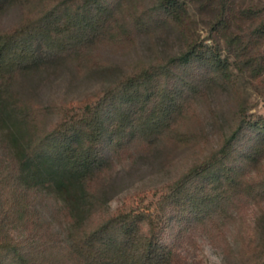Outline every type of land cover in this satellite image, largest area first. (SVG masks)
<instances>
[{
	"label": "trees",
	"instance_id": "16d2710c",
	"mask_svg": "<svg viewBox=\"0 0 264 264\" xmlns=\"http://www.w3.org/2000/svg\"><path fill=\"white\" fill-rule=\"evenodd\" d=\"M190 1L153 0L138 10L129 0H0V16L15 5L25 10L19 24L0 27V140L7 149L0 158V264H181L166 242L171 204L202 219L240 192L264 196V173L248 184L242 168L264 158V118H241L215 150L169 186L155 208L124 205L97 218L106 205L98 180L109 165L107 140L155 141L172 132L206 86L231 81L222 39L237 46L244 65L264 73V54L250 55L264 41V13L255 7L203 0L214 11L208 21L212 43L190 39L181 52L124 76L95 103L62 108L50 128H40L41 110L15 91L18 73L79 55L109 33L158 26L186 31ZM237 20L250 22L245 32L233 31ZM201 69L203 74L190 75ZM46 196L63 213V236L48 226L40 206ZM253 264H264V248Z\"/></svg>",
	"mask_w": 264,
	"mask_h": 264
},
{
	"label": "rangeland",
	"instance_id": "374dc122",
	"mask_svg": "<svg viewBox=\"0 0 264 264\" xmlns=\"http://www.w3.org/2000/svg\"><path fill=\"white\" fill-rule=\"evenodd\" d=\"M129 1L138 10L153 2ZM204 4L203 0L190 1L191 17L184 32L158 26L127 35L109 33L79 55L18 73L15 91L41 110L37 116L40 128H50L59 121L62 108L95 103L124 76L181 52L190 39L207 38L212 43L208 21L214 11ZM237 4L264 13V0H237ZM24 18L25 10L15 5L0 16V27L12 28ZM249 23L237 20L233 31L243 33ZM221 42L233 70L231 81L220 80L206 86L193 98L185 116L173 124L172 132L155 141L135 138L117 145L113 139L107 140L109 165L98 180L106 205L97 218L107 217L124 205L155 208L156 203L164 201L169 186L215 150L241 118H264V73L258 74L244 65L236 55L237 46H230L226 39ZM250 52L253 56L264 54V41L254 45ZM202 72L191 71L190 75L196 77ZM6 152L0 140V158ZM245 162L241 160V164ZM249 162L242 167L246 174L243 182L248 184L264 173V158ZM40 206L48 226L63 236L65 218L60 210L56 211L54 200L46 196ZM177 208L173 209L171 204L167 209L165 236L166 242L179 253L181 264H253L260 259L264 248V196L240 192L223 199L220 208L202 219L182 206Z\"/></svg>",
	"mask_w": 264,
	"mask_h": 264
}]
</instances>
